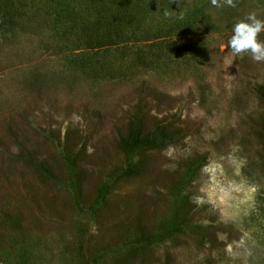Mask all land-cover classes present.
Instances as JSON below:
<instances>
[{
	"label": "rangeland",
	"instance_id": "374dc122",
	"mask_svg": "<svg viewBox=\"0 0 264 264\" xmlns=\"http://www.w3.org/2000/svg\"><path fill=\"white\" fill-rule=\"evenodd\" d=\"M153 1L149 27L205 8L216 30L98 79L45 12L0 37V264H264V61L228 43L264 0ZM136 122L172 140L130 152Z\"/></svg>",
	"mask_w": 264,
	"mask_h": 264
},
{
	"label": "trees",
	"instance_id": "16d2710c",
	"mask_svg": "<svg viewBox=\"0 0 264 264\" xmlns=\"http://www.w3.org/2000/svg\"><path fill=\"white\" fill-rule=\"evenodd\" d=\"M155 7L153 0H0V37L13 34L21 21L45 12L52 19L56 34L68 41L71 50H80L78 54L72 53V64L98 79L129 76L128 71L133 68L136 70L132 73L149 67L160 69L162 62L168 68L176 62L172 59L174 48L169 56L166 53V46L171 43L169 35L216 30L205 8H190L173 22L149 27ZM256 91L263 98L264 84L259 83ZM136 123L134 133L124 142L130 152L160 147L174 135L168 132L171 126L166 122L156 123L146 133Z\"/></svg>",
	"mask_w": 264,
	"mask_h": 264
},
{
	"label": "clouds",
	"instance_id": "9594fccd",
	"mask_svg": "<svg viewBox=\"0 0 264 264\" xmlns=\"http://www.w3.org/2000/svg\"><path fill=\"white\" fill-rule=\"evenodd\" d=\"M211 4L217 8L237 6L236 0H211ZM262 31H264V20L259 19L255 11L249 12L244 19L233 26V35L228 42L232 52L236 55L251 53L253 60L264 61V41L258 39Z\"/></svg>",
	"mask_w": 264,
	"mask_h": 264
}]
</instances>
